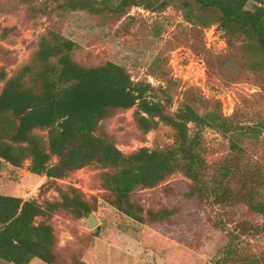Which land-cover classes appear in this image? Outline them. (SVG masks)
<instances>
[{"label": "trees", "instance_id": "obj_1", "mask_svg": "<svg viewBox=\"0 0 264 264\" xmlns=\"http://www.w3.org/2000/svg\"><path fill=\"white\" fill-rule=\"evenodd\" d=\"M25 1H41L35 9L43 14L86 11L123 16L131 7L160 12L175 5L187 23L217 24L229 45L241 40L244 51L255 57L249 65L264 68V0ZM76 49L75 41L48 30L27 64L7 79L5 72L0 73V82L5 80L0 91V166L21 168L28 161L30 173L46 178L41 192L51 186L57 192L55 198L42 201L0 194V259L29 264L36 258L57 264L53 217L68 212L82 219L97 208L95 199L73 186H61L57 180L96 165L105 170L102 186L110 204L140 224L170 221L179 209L165 205L145 208L133 194L157 187L174 173L183 174L190 184L185 192L175 194L196 200L201 207H217L218 228L226 230L233 223L230 242L216 264H264V254L246 252L248 242L243 241L245 236L264 233V170L249 162L240 145L243 138H257L264 124H234L218 106L201 114L188 101L171 111L172 97L165 89L134 81L125 67L114 62L82 65L73 58ZM132 108L142 134L164 124L174 132L173 143L122 152L102 122ZM208 128L228 137L230 147L211 173L202 145V132ZM35 131L46 132V138ZM165 189L172 192L168 186ZM242 204L261 216L262 222L235 220Z\"/></svg>", "mask_w": 264, "mask_h": 264}, {"label": "rangeland", "instance_id": "obj_2", "mask_svg": "<svg viewBox=\"0 0 264 264\" xmlns=\"http://www.w3.org/2000/svg\"><path fill=\"white\" fill-rule=\"evenodd\" d=\"M41 3L0 0V73L5 72L6 79L30 61L39 38L55 30L77 43L73 58L80 64L114 62L125 67L134 81L165 89L172 97L171 111L188 101L201 114L218 106L234 124H264V68L250 66L255 57L244 51L241 40L229 45L217 24H189L175 5L160 12L131 7L118 16L86 11L43 14L37 10ZM4 82H0V91ZM133 114L134 108L120 111L102 122L122 152L173 143L169 126L160 124L142 134ZM35 133L46 138V132ZM202 145L209 172H214L230 153L229 139L208 128L202 132ZM240 145L249 162L264 170V130L257 138H243ZM28 165L26 161L21 168L0 166V194L24 200L55 198L52 186L41 192L46 178L30 173ZM104 171L89 165L57 180V184L73 186L95 199L97 208L92 213L99 221L89 229L88 217L76 219L68 212L53 217L57 264H216L230 242L233 223L222 230L215 225L220 216L217 207H201L196 200L175 194L187 190L188 178L174 173L155 188L136 191L133 199L145 208L165 205L179 209L170 221L140 224L110 204L102 186ZM166 186L172 192L167 193ZM262 195L264 199V190ZM235 220L262 222L261 216L243 204L237 208ZM243 241L248 242L246 252L264 254V233L245 236ZM0 264L12 263L0 259ZM29 264L46 263L35 258Z\"/></svg>", "mask_w": 264, "mask_h": 264}, {"label": "water", "instance_id": "obj_3", "mask_svg": "<svg viewBox=\"0 0 264 264\" xmlns=\"http://www.w3.org/2000/svg\"><path fill=\"white\" fill-rule=\"evenodd\" d=\"M86 221V227L89 229L95 228L99 221L93 213H90Z\"/></svg>", "mask_w": 264, "mask_h": 264}, {"label": "crops", "instance_id": "obj_4", "mask_svg": "<svg viewBox=\"0 0 264 264\" xmlns=\"http://www.w3.org/2000/svg\"><path fill=\"white\" fill-rule=\"evenodd\" d=\"M34 175V174H33ZM37 176V175H36ZM40 177V176H39Z\"/></svg>", "mask_w": 264, "mask_h": 264}]
</instances>
